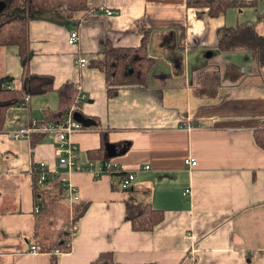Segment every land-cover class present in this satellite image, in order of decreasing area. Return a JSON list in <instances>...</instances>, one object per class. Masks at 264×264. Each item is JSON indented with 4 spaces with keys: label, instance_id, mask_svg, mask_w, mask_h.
<instances>
[{
    "label": "crops",
    "instance_id": "obj_1",
    "mask_svg": "<svg viewBox=\"0 0 264 264\" xmlns=\"http://www.w3.org/2000/svg\"><path fill=\"white\" fill-rule=\"evenodd\" d=\"M238 1L213 16L188 0H87L85 9L59 18L51 11L32 18L29 73L52 76L54 88L25 92L29 100L9 106L0 123V264H52V251L39 248L56 252L71 226V250L57 254V264H91L103 252L125 264H264V148L255 136L264 126V81L251 50L217 47L226 26L251 24L264 34V0ZM72 31L76 45L68 42ZM144 39L155 60L145 85H118L111 96L101 70L77 64L79 57L102 59L108 44L137 48ZM23 72L19 48L0 46V88L23 89ZM214 73L216 95L200 94ZM66 82L78 91L71 110L97 122L71 136L80 160H95L96 168L105 159L89 152L104 148L109 156L113 144L111 161L136 178L122 188L109 174L64 173L78 200L63 206L60 196H48L37 212L31 169L42 161L59 169L58 137L13 139L10 131L58 120L57 90ZM189 157L196 166L186 165ZM130 196L162 210L163 221L135 231L126 214Z\"/></svg>",
    "mask_w": 264,
    "mask_h": 264
},
{
    "label": "trees",
    "instance_id": "obj_2",
    "mask_svg": "<svg viewBox=\"0 0 264 264\" xmlns=\"http://www.w3.org/2000/svg\"><path fill=\"white\" fill-rule=\"evenodd\" d=\"M6 3V8L0 12V46L15 45L19 48V55L24 68L23 89L0 88V123L4 120L6 110L9 106L21 103L23 94L44 93L53 89L54 78L47 75H37L29 73L31 61V39H30V21L36 15L51 11L56 17H60L65 11L83 10L87 7V0H0ZM260 0H254L253 5ZM244 2L238 0H188V5L195 8L208 7L213 16L224 12L229 7L240 6ZM147 40H143L141 47L137 48H116L111 44L106 45L103 52V58L91 60L90 66L101 70L107 78L109 84V95L117 93L118 85L142 84L148 81L149 74L155 65V60L146 53ZM218 49L222 52H231L238 50H251L256 57L259 66L260 75L264 81V34L256 26L251 24H240L237 26L224 27L218 36ZM207 87H200V94L209 96L216 95V88L220 81L218 74H210L203 80V85L208 83ZM202 85V86H203ZM116 86V87H115ZM59 94V115L56 119H63L71 110L77 98V89L71 82H66L58 88ZM215 91V92H214ZM256 142L264 148V126L258 128L255 132ZM38 139H33L32 145H37ZM92 159H111L104 148L91 150L89 152ZM62 176L49 178L45 188L38 189L37 181L40 175H33V187L35 199H42L40 210H44L45 197H59L65 199V190L62 187ZM119 177V176H118ZM47 199V198H46ZM44 200V201H43ZM86 211L82 209L76 217H80ZM126 214L131 221L132 228L135 231H152L164 219L162 210L155 209L150 203L143 204L136 197L130 196L126 200ZM73 226L69 230L63 231L62 241H58L56 250L62 252L71 250L73 238ZM40 251H52V264H57V254L53 248L41 246ZM91 264H125L116 262L112 252H103Z\"/></svg>",
    "mask_w": 264,
    "mask_h": 264
},
{
    "label": "built area",
    "instance_id": "obj_3",
    "mask_svg": "<svg viewBox=\"0 0 264 264\" xmlns=\"http://www.w3.org/2000/svg\"><path fill=\"white\" fill-rule=\"evenodd\" d=\"M107 15L111 16L115 14L114 11L106 9ZM80 40L79 33L77 31H72L70 33L68 42L71 45H76ZM77 64L81 67H86L89 62L86 57H79L77 59ZM29 100V96L24 98V102ZM74 111L71 110L63 119H58L55 121H41V120H32L26 126L21 128L11 130L10 136L13 139L20 138H32L35 133H54L58 137V147H57V155L59 157L58 166L59 169L52 172L49 170L47 163L42 161L39 163H35L32 166L31 173L39 174L40 178L37 181L38 189L45 188L47 184V180L49 178H56L57 175H61L62 177V187L65 190V197L70 200H78L76 196V190L73 186L67 183V178L64 176V173L70 174L75 171H91L95 174L96 178L101 177L102 175H111L119 178V183L122 188H129L133 185V182L136 178V174L134 171H126L121 165L115 164L111 161V159L105 160L100 163L98 167L95 168L96 162L95 160H88L87 162H82L80 160V147L77 143L71 140V136H73L77 132H82L86 128L85 126L78 120H76L73 116ZM186 165L190 167H194L197 165L196 158L189 157L185 160ZM150 166L146 165L144 169H149ZM119 176V177H118ZM190 189L186 190V193H189ZM41 206L36 207V211L39 212ZM31 251L33 253H38V247L36 245L31 246ZM62 251L56 250V254L61 253Z\"/></svg>",
    "mask_w": 264,
    "mask_h": 264
},
{
    "label": "water",
    "instance_id": "obj_4",
    "mask_svg": "<svg viewBox=\"0 0 264 264\" xmlns=\"http://www.w3.org/2000/svg\"><path fill=\"white\" fill-rule=\"evenodd\" d=\"M6 8V3L4 1H0V12L3 11ZM74 118L78 121H80L84 126L90 127L97 125V122L90 117H86L81 111H75L73 114ZM107 151L109 156L115 157L117 154H115L114 151V145L113 144H107L106 145Z\"/></svg>",
    "mask_w": 264,
    "mask_h": 264
},
{
    "label": "rangeland",
    "instance_id": "obj_5",
    "mask_svg": "<svg viewBox=\"0 0 264 264\" xmlns=\"http://www.w3.org/2000/svg\"><path fill=\"white\" fill-rule=\"evenodd\" d=\"M66 200H68V199H67V198H65V199H62V200H60V201H61V204H62L63 206H68V204H67ZM39 201H41V202H42V199H40Z\"/></svg>",
    "mask_w": 264,
    "mask_h": 264
}]
</instances>
